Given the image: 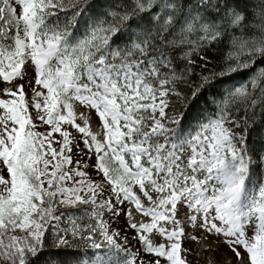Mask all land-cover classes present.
Instances as JSON below:
<instances>
[{
  "label": "snow or ice",
  "instance_id": "snow-or-ice-1",
  "mask_svg": "<svg viewBox=\"0 0 264 264\" xmlns=\"http://www.w3.org/2000/svg\"><path fill=\"white\" fill-rule=\"evenodd\" d=\"M0 264H264V0H0Z\"/></svg>",
  "mask_w": 264,
  "mask_h": 264
}]
</instances>
